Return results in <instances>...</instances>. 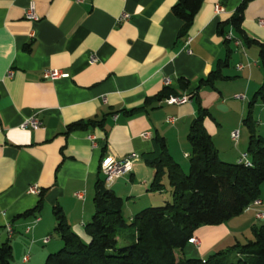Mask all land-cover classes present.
I'll return each instance as SVG.
<instances>
[{
  "label": "crops",
  "instance_id": "crops-1",
  "mask_svg": "<svg viewBox=\"0 0 264 264\" xmlns=\"http://www.w3.org/2000/svg\"><path fill=\"white\" fill-rule=\"evenodd\" d=\"M242 1L203 0L181 36L183 22L171 13L176 0H0V244L11 245L12 264H42L59 248L50 239L48 248L36 247L55 226L54 206L62 209L71 230L89 241L85 225L94 212L95 183L104 179L99 169L103 157L119 161L137 154L131 172L107 187L123 200L127 222L145 208L169 202L165 184L159 191L152 189L155 172L149 162L159 155V137L175 162L188 160L187 134L197 116V99L210 114L203 125L219 159L239 162L249 136L242 139L238 118L243 119L251 91L264 81V69L256 46L225 42L218 25L227 22ZM31 5L39 17L36 22L24 18ZM215 5L223 11L216 14ZM125 14L128 18L122 19ZM263 18L264 0H250L241 28L248 39L261 44L264 27L258 21ZM225 31L235 37L230 27ZM225 60L227 65L220 67ZM218 67L223 78L197 90L199 80ZM47 69L67 77L44 80ZM165 79L175 96L188 95L189 101L167 105L157 100ZM225 97H234L237 112H227ZM132 109L141 110L128 115ZM31 117L40 127L21 129ZM88 121L94 125L67 132L68 126ZM235 131L236 141L231 138ZM32 186L46 190L42 215L23 217L39 201V193H28ZM258 201L221 225L197 229L192 236L197 244H186L179 257L206 259L221 251V240H249L239 236L236 227L245 226L250 233L255 223L264 221L254 216L264 211V182ZM35 218L39 220L33 224ZM125 237L129 241L117 236V244L134 242L136 233L130 229Z\"/></svg>",
  "mask_w": 264,
  "mask_h": 264
},
{
  "label": "trees",
  "instance_id": "trees-1",
  "mask_svg": "<svg viewBox=\"0 0 264 264\" xmlns=\"http://www.w3.org/2000/svg\"><path fill=\"white\" fill-rule=\"evenodd\" d=\"M202 1L176 0L171 13L183 22L181 36L191 26ZM249 1L243 0L234 15L227 22L218 25L219 33L225 38V27L228 26L241 42L256 46L264 69V44L248 39L241 28L244 10ZM225 42L228 41L225 39ZM227 62L221 61L220 67L226 66ZM220 67L200 79L197 90L212 87L217 79L223 78ZM169 95H176L175 90L166 86L156 99L163 100ZM257 100L264 107V81L253 95L246 116L242 119V125L249 133L245 153L249 165L242 162L226 163L219 159L203 125L210 114L201 107L197 99V116L192 120L187 134L190 147L188 173L185 174L173 160L161 137L156 138L159 155L149 162L155 172L152 189L159 191L166 180L171 200L161 207L145 208L127 222L122 215L123 200L104 185V179L99 178L95 183L92 199L94 212L85 225L89 241L83 242L71 230L62 209L54 206V231L63 247L48 254L44 264H264V225L252 226V239L244 243L237 242L228 250L206 259L179 257L197 229L221 225L239 216L249 204L259 200L264 182V139L253 132L251 109ZM141 109H132L126 113L132 115ZM89 125H94V122H77L68 126L67 132L85 130ZM45 191H39L37 205L21 216H32L41 211ZM123 228L133 229L136 239L126 246L118 247L117 232ZM231 254L236 259L231 260ZM12 262L11 245L9 242L0 244V264Z\"/></svg>",
  "mask_w": 264,
  "mask_h": 264
},
{
  "label": "built area",
  "instance_id": "built-area-1",
  "mask_svg": "<svg viewBox=\"0 0 264 264\" xmlns=\"http://www.w3.org/2000/svg\"><path fill=\"white\" fill-rule=\"evenodd\" d=\"M79 2H81L82 0H78ZM214 11L216 14H219L223 11L222 7L220 5H215L214 7ZM24 18L27 21H31V22H36L39 20L38 15L36 14L34 7L31 5L29 6L25 12H24ZM128 15H123L122 19H127ZM259 26L264 27V18L263 19H259L258 21ZM225 39L227 41H231L233 42L236 46H240L241 45V41L239 39H236L231 32H228L225 35ZM187 43H189V41H187ZM95 62V59L93 57L90 58L89 63L92 64ZM238 68L240 69L241 66H238ZM12 73L9 71L8 72V76L11 75ZM67 77V74L61 73L59 70L57 69H47L43 72L42 78L44 80H57V79H61V78H65ZM164 85L169 86L170 85V81L169 79H165L164 81ZM236 99L239 100H243L244 96H236ZM164 103L167 105H182L185 104L189 101V96L188 95H182V96H175V95H169L167 98L163 99ZM40 127V123L34 118L31 117L27 120H25L21 125L20 128L21 129H27L30 128L32 130H37ZM146 134H143L142 137L146 138ZM231 138L236 141L238 139V131H235L234 133L231 134ZM137 159V154L132 153L130 155H128L127 157H125L122 160H115L112 157L106 156L103 157L101 159L100 162V172L103 174L104 177V184L106 187H108L111 183H113V181H115L116 179L120 178L121 176H123L124 174H127L129 172H131L132 167H133V162ZM239 162H242L246 165H249L248 159L246 157V155L241 156ZM28 193L29 194H33V195H37L39 193V190L37 189V187L32 186L28 189ZM80 195H77V197H79ZM253 204H259V201H254ZM253 204H249L245 210H249L251 205ZM256 217L258 219H264V215L259 213L256 215ZM38 218H35L33 221V224L38 222ZM29 228H27L26 232H28ZM7 232L9 235L12 234V229L11 227H7ZM49 237L43 239L42 243L46 244L49 241ZM188 243L191 244H197V240L195 238H191L188 240ZM24 261H26L28 259V257H24L23 258Z\"/></svg>",
  "mask_w": 264,
  "mask_h": 264
},
{
  "label": "rangeland",
  "instance_id": "rangeland-1",
  "mask_svg": "<svg viewBox=\"0 0 264 264\" xmlns=\"http://www.w3.org/2000/svg\"><path fill=\"white\" fill-rule=\"evenodd\" d=\"M257 89H258V87L256 88V89H253L252 91H251V93H250V95H249V97H247V100H246V102H245V113H244V115H243V118L246 116V113H247V111H248V107H249V103H250V101L252 100V98H253V95L255 94V92L257 91ZM225 99H226V101H227V104H226V107H227V112H237V111H235L236 110V104H232V102L231 101H235L234 100V97H225ZM235 103V102H234ZM261 107H263L262 105H261V103L257 100V101H255V103L253 104V106H252V122H253V132H254V134L256 135V136H260L262 139H264V108H261ZM224 117V116H223ZM231 115L229 116V119H226V121L227 122H230L231 121ZM241 119L242 118H238V122H239V129H241V132H242V139H243V137H244V135H245V137H247V136H249V133H248V130H247V128L246 127H244L242 124H241ZM143 135V134H142ZM142 135H141V137H142ZM147 135V134H146ZM247 135V136H246ZM147 137V136H146ZM248 138V137H247ZM226 146H227V144H226ZM231 146H232V149H233V143H231ZM222 152V151H221ZM101 162V161H100ZM179 163V165L181 166V168H182V171L186 174V173H188V160H183V159H181V161H179L178 162ZM99 169H100V165H99ZM164 184H165V188H166V193H170V189H169V187H168V185H167V181L166 180H164ZM105 185V184H104ZM162 206H164V205H162ZM161 207V206H160ZM42 212V211H41ZM37 213V216H41L42 215V213ZM258 213H255V217H256V215L257 214H259V213H261V214H263L264 215V211H257ZM233 225V224H232ZM246 226H248V224L246 223L245 224ZM261 225H264V221H260V222H257V223H255V226H261ZM231 227H233V228H235L236 226H231ZM54 228H55V226H53L52 227V231L49 233V237H50V243L52 244V243H58L60 246H59V248L58 249H56L55 251H53V252H51V254L52 253H55V252H57V251H59L62 247H63V243H62V241L59 239V236L55 233V231H54ZM249 228V227H248ZM236 229L239 231V236H242V234H243V236H245V238H250V239H252V234H251V232L249 233L248 232V230L246 229V227L244 226V227H236ZM129 228H123V229H119V231L117 232V236L119 237V239L122 241V240H124L126 237H125V235H127V233L129 232ZM243 231H246L247 232V234H248V236L247 235H244V233H242ZM250 234V235H249ZM127 240H128V238H126ZM240 240H242V237H241V239L239 238V241ZM244 241H243V243L247 240V239H243ZM129 241V240H128ZM222 241V240H221ZM220 241V243H218L219 244V247L217 248V249H219L220 248V250L221 251H216V252H222V251H226V250H228L229 248H231L233 245H235L236 243L235 242H233V243H229V244H226L224 241H222L221 242ZM131 242V241H130ZM50 245V244H49ZM49 245H45V244H42V243H37L36 244V247L38 248V249H40V250H44V249H46V248H48L49 247ZM117 246L118 247H122V246H126V245H121V243H120V241L118 242V244H117ZM218 246V245H217ZM216 246V247H217ZM215 247V248H216ZM216 249V250H217ZM28 252V251H27ZM27 254H29V252L27 253ZM48 255V254H47ZM47 255L44 257L45 259H46V257H47ZM230 259L231 260H233V259H236L235 258V256H234V254H231L230 256ZM45 259H44V261H42L43 263L42 264H44V262H45Z\"/></svg>",
  "mask_w": 264,
  "mask_h": 264
}]
</instances>
